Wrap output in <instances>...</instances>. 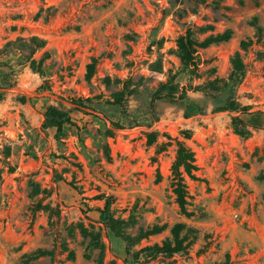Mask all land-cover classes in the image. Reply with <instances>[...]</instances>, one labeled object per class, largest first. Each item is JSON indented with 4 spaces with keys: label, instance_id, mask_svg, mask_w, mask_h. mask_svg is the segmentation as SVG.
Here are the masks:
<instances>
[{
    "label": "rangeland",
    "instance_id": "1",
    "mask_svg": "<svg viewBox=\"0 0 264 264\" xmlns=\"http://www.w3.org/2000/svg\"><path fill=\"white\" fill-rule=\"evenodd\" d=\"M0 264H264V0H0Z\"/></svg>",
    "mask_w": 264,
    "mask_h": 264
},
{
    "label": "trees",
    "instance_id": "2",
    "mask_svg": "<svg viewBox=\"0 0 264 264\" xmlns=\"http://www.w3.org/2000/svg\"><path fill=\"white\" fill-rule=\"evenodd\" d=\"M187 54L192 57V52L187 51ZM239 70L237 67L234 68V72L231 74V80L236 78V71ZM182 167L184 172L187 173L192 179H196V176L192 174L193 170H196V166L194 164L193 154L192 152L185 147L183 144H180L178 150L176 152V160L173 163V169L175 170V179L174 183V193L176 195V201L180 207H184L186 205V189L183 182V178L181 174L178 172L179 168Z\"/></svg>",
    "mask_w": 264,
    "mask_h": 264
}]
</instances>
